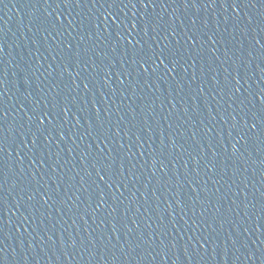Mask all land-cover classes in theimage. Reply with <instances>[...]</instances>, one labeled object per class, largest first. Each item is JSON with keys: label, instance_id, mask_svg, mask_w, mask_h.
Wrapping results in <instances>:
<instances>
[{"label": "water", "instance_id": "1", "mask_svg": "<svg viewBox=\"0 0 264 264\" xmlns=\"http://www.w3.org/2000/svg\"><path fill=\"white\" fill-rule=\"evenodd\" d=\"M64 0H0V144Z\"/></svg>", "mask_w": 264, "mask_h": 264}]
</instances>
